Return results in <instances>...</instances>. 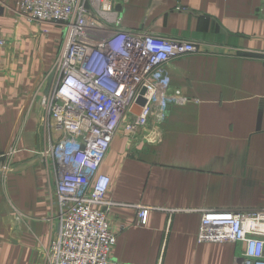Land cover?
Instances as JSON below:
<instances>
[{"label":"crops","instance_id":"crops-1","mask_svg":"<svg viewBox=\"0 0 264 264\" xmlns=\"http://www.w3.org/2000/svg\"><path fill=\"white\" fill-rule=\"evenodd\" d=\"M20 0H0V264H45L57 229L59 137L41 107L54 79L58 27L28 24ZM262 0H126V30L193 41L197 53L165 64L176 97L158 140L113 136L100 171L119 264H233L244 242L197 241L202 210L264 208V19ZM32 22V23H31ZM54 26V27H53ZM31 33V32H30ZM59 39V46H60ZM149 207L137 224V207Z\"/></svg>","mask_w":264,"mask_h":264},{"label":"built area","instance_id":"built-area-1","mask_svg":"<svg viewBox=\"0 0 264 264\" xmlns=\"http://www.w3.org/2000/svg\"><path fill=\"white\" fill-rule=\"evenodd\" d=\"M124 1H19L21 17L55 25L61 37L52 86L41 101L59 132L46 151L56 167L57 229L44 250L45 264H119L111 257L116 233L107 217L112 203L105 199L110 177L100 166L117 133L158 140V126L176 101L165 64L199 51L193 41L121 28L115 16ZM260 13L264 19V0ZM139 96L145 103L135 112ZM13 153L4 154L3 176ZM148 209L137 207V224ZM197 241H243L233 264H264V208L204 209Z\"/></svg>","mask_w":264,"mask_h":264},{"label":"rangeland","instance_id":"rangeland-1","mask_svg":"<svg viewBox=\"0 0 264 264\" xmlns=\"http://www.w3.org/2000/svg\"><path fill=\"white\" fill-rule=\"evenodd\" d=\"M28 20V19H27ZM30 21L28 20L27 23L28 24H22L21 27H20V31L21 33L23 34L22 37L23 39H31V37L33 36L37 41H39L40 37H38L36 34H37V31L39 30V26H35V28L32 26L33 24H30L29 23ZM32 23V22H31ZM54 27V26H53ZM31 32V33H30ZM57 35V40L59 41V36L57 34V31L55 29L54 31ZM59 32V31H58ZM57 41V44H58V48H59V42Z\"/></svg>","mask_w":264,"mask_h":264},{"label":"water","instance_id":"water-1","mask_svg":"<svg viewBox=\"0 0 264 264\" xmlns=\"http://www.w3.org/2000/svg\"><path fill=\"white\" fill-rule=\"evenodd\" d=\"M118 8V7H117ZM143 92V91H142ZM145 103V99L142 97V96H139L137 99H136V102H135V106L133 107V110L135 112H138L139 111V108L141 105H143Z\"/></svg>","mask_w":264,"mask_h":264}]
</instances>
